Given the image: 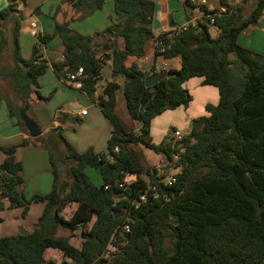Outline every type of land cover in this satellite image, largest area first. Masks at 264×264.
<instances>
[{
  "label": "trees",
  "instance_id": "16d2710c",
  "mask_svg": "<svg viewBox=\"0 0 264 264\" xmlns=\"http://www.w3.org/2000/svg\"><path fill=\"white\" fill-rule=\"evenodd\" d=\"M217 1L225 13L199 6L212 24H204L203 18L183 30L154 36L151 0H112L114 18L101 33L102 42L92 44L91 38L71 30L67 23H54L53 31L39 38L27 60L20 55L23 17L17 5L10 3L0 12V85L8 80L4 91L10 92L6 97L0 93V100H5L20 130L28 134L19 110L25 106L28 110L43 99L33 87H38V78L47 68L41 48L54 37L61 42L63 58L52 64L53 73L65 81L81 68L80 90L111 126L102 154L78 153L63 139L61 129L49 132L51 139L44 144L50 153L53 182L44 196L25 197L22 165L14 157L16 147L0 148L4 155L0 212L5 202L8 209L22 208L23 213L32 204L44 203L31 232L0 238V264H56L44 259L47 249L60 252L65 259L60 264H264V56L237 42L243 32L258 25L264 0ZM63 2L83 19L105 0ZM249 2L252 5L245 14ZM209 26L216 29V37L210 36ZM149 47L155 57L179 61L178 69L164 72L153 92L144 86L151 70L143 72L130 63L146 57ZM8 48L12 66L2 64ZM105 67L112 70L111 79L103 78ZM191 78L215 87L218 103L205 106L207 116L193 119L181 141L167 138L152 144L151 121L191 101L183 88ZM119 94L130 128L116 112ZM133 147L161 154L162 163L145 168L141 151ZM56 162L64 167L65 178L60 177ZM87 169L98 172L99 184L91 180ZM170 170L175 172L169 175ZM169 176L175 179L171 185L166 183ZM142 194L145 201L139 202ZM71 204L76 208L65 219L61 213ZM122 210L124 215L114 219L112 211ZM124 223L129 226L126 234L119 231ZM88 226L87 232L81 231L79 248L72 246L70 238ZM60 230L70 234L58 236ZM109 246L114 250L104 259Z\"/></svg>",
  "mask_w": 264,
  "mask_h": 264
},
{
  "label": "crops",
  "instance_id": "0c3cea01",
  "mask_svg": "<svg viewBox=\"0 0 264 264\" xmlns=\"http://www.w3.org/2000/svg\"><path fill=\"white\" fill-rule=\"evenodd\" d=\"M18 1L23 4L21 9ZM151 1L155 5L151 21V31L154 36L180 31L189 24H194L205 18L202 12L201 15L195 13L197 10L200 11L199 7L188 0ZM209 2L205 7L212 10L214 8L213 0H209ZM10 3L17 5V10L23 17L18 34V44L20 55L24 60L30 58L32 49L37 44L36 39L31 35L32 23L36 24V30L40 37L50 34L53 31L54 23H67L71 30L91 38V40L95 38L94 41H97L98 38H102L101 33L109 25V21L114 18L112 0H105L99 10L83 19H78L79 11L73 9L63 0H0V12ZM8 18L9 16L3 22L7 23ZM94 19H99V23H92L91 21ZM85 23L86 28H82V30L76 28H80ZM237 42L243 48L264 56V18L261 17L256 27L243 32ZM62 51L63 47L58 37L50 39L41 48L40 53L47 62V68L38 78V87H33V90L38 91L43 99L37 100L26 111L27 116L39 126L41 131L39 137L31 138L28 134L23 133L16 120L9 115L5 100H0V148L16 147L14 157L22 165L23 192L26 198L34 195L44 196L51 190L53 175L50 153L44 144L51 139L49 132L57 130V128L61 129L63 139L78 153L87 150H92L97 154L106 153L107 142L111 136V126L96 104L80 89L74 88L53 73L51 66L62 60ZM10 55L11 49L8 48L4 52L3 65L12 66ZM159 60L166 61L168 69H178L179 67L178 59L165 60L162 56L155 57L152 47L147 49L146 57L130 60V63H135L143 72H149L154 64L162 62ZM2 85V89H8L9 81L2 82ZM190 87L194 89L193 93L199 91L203 100L196 113L190 114L187 119H184L182 114L183 119L178 118V127L180 125L179 129L184 133L189 131L193 119L207 116L206 105L214 106L218 103L217 89L203 85L201 78H191L183 84V88L189 94ZM0 93L7 94L5 97L10 94V92L5 93L4 90ZM13 102L16 103V101ZM180 107L177 109H182ZM82 110H86L84 116L79 115ZM159 116L155 117L150 124L151 143L155 145L167 139L169 135L164 131V126L161 131L155 130L157 120L160 121ZM125 118L128 119L127 114H125ZM130 124L132 123L130 122ZM174 129L176 128L174 127ZM23 141H27V144L22 145ZM48 146L50 147V145ZM3 160L4 155L0 152V163ZM43 208L44 203H35L23 213L22 208L8 209L7 202H5L4 210L0 212V238L17 235L24 230L29 232L40 217ZM53 251L54 249H47L44 252V259L46 260L47 255L49 256ZM63 261L65 259H62Z\"/></svg>",
  "mask_w": 264,
  "mask_h": 264
},
{
  "label": "rangeland",
  "instance_id": "374dc122",
  "mask_svg": "<svg viewBox=\"0 0 264 264\" xmlns=\"http://www.w3.org/2000/svg\"><path fill=\"white\" fill-rule=\"evenodd\" d=\"M228 2H232L234 4L242 1V0H227ZM19 5H21L20 9L23 7V4L21 2H19ZM252 5L251 2L247 3V5L245 6L246 7V10H245V14H248V12L250 11V6ZM197 15H201V11L197 10L195 12ZM262 18H264V16H262ZM92 23L94 24H98L99 23V19H94V21L92 20L91 21ZM76 27V26H75ZM77 29H81L82 28H86V23L81 25V27H76ZM208 32L209 34L214 38L216 37V29L213 27V26H209L208 28ZM98 40H100L98 38ZM94 41V43H98V42H102V38H101V41ZM229 59L230 60H233V57L232 56H229ZM159 61H163V60H159ZM118 81L120 82L121 79H118ZM2 86L3 85H0V91H3L4 89H2ZM101 87V86H100ZM97 86V92H100L101 88ZM190 90L191 92L193 93L194 89L190 87ZM190 92V96L192 97V101H190L188 104L189 105V109H188V104L186 106H182L180 108L182 109H167L163 112V114L161 115L160 114V121L159 119L157 120L158 122L155 124V130L156 131H161L163 130V126H164V131L168 132V138L171 139L172 138V135L173 133L176 131V130H180V131H183L180 128V125L178 127V124L177 121H178V118L180 119H183V116H184V119H187L188 116H190V114H194L196 113V110H198L202 100H203V97L201 95V93L199 91H196L194 92L193 94ZM189 93V92H188ZM195 97V98H194ZM116 112L117 114L119 115V117L122 119L123 123L125 124V126L127 128H130L131 124H130V121H128L129 119H126L125 118V108H124V102H123V99H122V96L121 94L118 95V104H117V107H116ZM176 110V111H175ZM188 110V111H187ZM175 112V113H173ZM179 112H181L179 114ZM183 116H182V115ZM193 117H195L193 115ZM136 126V125H135ZM176 128V129H173V128ZM173 129V130H172ZM185 137V136H184ZM183 137V138H184ZM172 141H176L174 138L171 139ZM182 138L178 141H181ZM134 150H139L141 151L142 153V159H141V163L142 165L145 167V168H152V167H158L160 165V163H162V159H163V156L161 154H156L154 151L152 150H149V149H145L143 150L142 147H133ZM56 167H57V170H58V173L60 175L61 178H65L66 177V174H65V171H64V167L62 166V164H60L59 162H56ZM175 172V170H170L168 173L169 175L170 174H173ZM86 173L87 175L91 178V180L96 183V184H99L100 183V177H99V174L96 170H93V169H87L86 170ZM132 180V179H130ZM131 181H129L130 183ZM76 208V205L75 204H71L69 206H67L61 213V215L65 218V219H68L71 215V213L74 211V209ZM93 221V219H92ZM91 221V222H92ZM89 229V226L86 228V229H78L76 231V235L71 237L70 240H69V243L76 247V248H79L80 246V243H81V231H84L87 232ZM25 231V230H24ZM32 229L29 231L31 232ZM70 234L68 231L66 230H60L58 232V236H62V237H67V235ZM111 249H108L107 252H109L110 254V251ZM62 255L60 254L59 251H53L52 253H50V255L46 257V260H51V261H55L56 264H60L62 262Z\"/></svg>",
  "mask_w": 264,
  "mask_h": 264
},
{
  "label": "built area",
  "instance_id": "2783aa9c",
  "mask_svg": "<svg viewBox=\"0 0 264 264\" xmlns=\"http://www.w3.org/2000/svg\"><path fill=\"white\" fill-rule=\"evenodd\" d=\"M190 3H193V4H196L198 7L199 6H207L209 2V0H188ZM213 5H214V8L212 10H215L218 14H223L226 12V8L221 5L217 0H213ZM208 17L206 16L205 19L208 22H210L211 24L213 23V20L212 19H207ZM31 35L36 39V41L38 42L39 41V33L37 32L36 30V24L35 23H32L31 24ZM186 28V27H185ZM183 28V29H185ZM182 29V30H183ZM168 70V65L166 63V61H162V62H159V63H156L152 66V69H151V72L152 74H157V73H160V72H165ZM82 75V69L79 68L75 73L73 74H69L67 75L66 79H65V82H67L68 84H70L71 86H73L74 88L76 89H80L81 88V83L79 81V78L81 77ZM98 86H102V84H98ZM86 114V110H82L79 112V115L80 116H84ZM189 133V131L187 132H183V131H180V130H176L173 135H172V138H174L176 141L180 140L181 138L183 139L184 136H186L187 134ZM171 138V139H172ZM117 148H114V152H117ZM176 159V156H174V160ZM159 173L161 175H166L165 172L163 171H159ZM175 182V179L174 177H168L167 180H166V183L168 185H171ZM145 201V195L142 194L140 195L139 197V202H143ZM119 231L122 232V233H128L129 232V226L127 223H124L122 226L119 227ZM108 249H111L110 251L112 252L114 250L113 247L109 246L107 248ZM110 252V253H111ZM110 256L109 252H104L103 255H102V258L104 259H107L108 257Z\"/></svg>",
  "mask_w": 264,
  "mask_h": 264
},
{
  "label": "water",
  "instance_id": "95a60500",
  "mask_svg": "<svg viewBox=\"0 0 264 264\" xmlns=\"http://www.w3.org/2000/svg\"><path fill=\"white\" fill-rule=\"evenodd\" d=\"M205 23L207 24V21ZM94 39L91 40L92 44L94 43ZM98 41H101V38ZM102 76H103L104 79H111L112 70L109 67H105L103 69V71H102ZM165 76H166V73H164V72H160V73H157V74H152V75H150V76H148V77H146L144 79V86L146 88H148L151 92H153L154 91V86L160 80H162ZM26 111H27V106H25L24 108L19 110V112H18L19 119L24 124V127H25L28 135L31 138H37L41 134L39 126L32 119H30L27 116ZM109 210H110V207L107 206L106 207V211H109ZM112 214H113V218L117 219V218L122 217L124 215V210H122L120 212L112 211ZM81 238H83V236H81Z\"/></svg>",
  "mask_w": 264,
  "mask_h": 264
}]
</instances>
